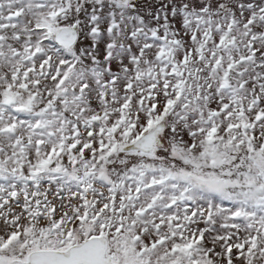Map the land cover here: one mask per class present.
Instances as JSON below:
<instances>
[{"label": "snow or ice", "instance_id": "6c2138e0", "mask_svg": "<svg viewBox=\"0 0 264 264\" xmlns=\"http://www.w3.org/2000/svg\"><path fill=\"white\" fill-rule=\"evenodd\" d=\"M0 264H264V0H0Z\"/></svg>", "mask_w": 264, "mask_h": 264}]
</instances>
